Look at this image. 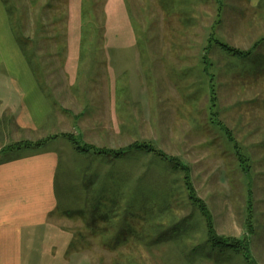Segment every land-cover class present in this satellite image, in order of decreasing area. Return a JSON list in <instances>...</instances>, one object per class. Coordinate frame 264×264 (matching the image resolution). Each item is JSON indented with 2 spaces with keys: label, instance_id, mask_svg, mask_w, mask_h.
I'll return each instance as SVG.
<instances>
[{
  "label": "rangeland",
  "instance_id": "374dc122",
  "mask_svg": "<svg viewBox=\"0 0 264 264\" xmlns=\"http://www.w3.org/2000/svg\"><path fill=\"white\" fill-rule=\"evenodd\" d=\"M98 1L96 14L90 0L6 1L13 30L30 38V64L21 55L16 74L36 78L65 120L45 135L0 130V159L15 142L57 139L44 147L59 155L55 230L27 264H264V1L258 10L249 0ZM76 73L84 92L75 83L73 99L64 80L46 81ZM76 99L88 104L77 121ZM63 133L106 149L151 143L190 179L155 153L77 152ZM186 180L216 234L248 238L251 262L210 245Z\"/></svg>",
  "mask_w": 264,
  "mask_h": 264
},
{
  "label": "crops",
  "instance_id": "0c3cea01",
  "mask_svg": "<svg viewBox=\"0 0 264 264\" xmlns=\"http://www.w3.org/2000/svg\"><path fill=\"white\" fill-rule=\"evenodd\" d=\"M262 1L264 0H249L250 9L258 10ZM18 47L16 32L1 0L0 130L6 132L14 129L28 134L44 132L45 135L46 130L50 131V126L54 124L62 127L64 119L61 113L52 108L48 98L36 84V78L27 73L16 74L15 67L17 63L20 64L19 60L23 55ZM20 67L23 71V67ZM83 77L77 73L72 77L51 75L46 81L64 80L67 96L73 99L69 89L75 88L76 83L77 91L78 82L85 81ZM71 81L73 82L69 83ZM62 86L58 83L52 87L62 91ZM79 91L76 92L77 95ZM110 93L106 91L104 96L107 97L108 110L112 111V101L108 100L112 97ZM73 101L77 106V121L81 115H87L88 104H83L78 99ZM47 143L40 147L1 153L12 155L0 159V264H27L26 259L43 257V237L50 230H55L50 219L58 208L56 177L59 155L54 149L44 148Z\"/></svg>",
  "mask_w": 264,
  "mask_h": 264
},
{
  "label": "trees",
  "instance_id": "16d2710c",
  "mask_svg": "<svg viewBox=\"0 0 264 264\" xmlns=\"http://www.w3.org/2000/svg\"><path fill=\"white\" fill-rule=\"evenodd\" d=\"M7 0H2L6 11L9 15L10 20H12V16L10 15V10L6 4ZM91 1V6H90V10H92L94 12V14H96L97 10H99V1L98 0H90ZM102 13V17L104 16V13ZM22 33L24 34V32L21 31V35H17L16 33V38H17V42L18 45L25 57V59L27 60V62L30 64L29 58L27 56L28 52L26 53V44L29 43L30 38L27 37L26 35H22ZM21 36V37H20ZM23 38H26L25 41H23ZM216 45L221 48L222 50H224L225 52H227L228 54L235 56V57H246L250 54V52L247 50H242L236 47H231L229 45L220 43V42H215ZM25 44V46H24ZM32 57L35 56L34 51L31 53ZM31 66V65H30ZM213 101L211 100L212 104L211 107L214 108L215 107V97H212ZM210 114L212 116H214V118L216 117L217 113L216 111H211L210 110ZM212 120V117L210 118ZM216 121V118H215ZM214 121V122H215ZM216 125H218L221 129H224L227 137H229V140L232 139V134L231 131L226 127H224L223 125H221V123L219 121L215 122ZM62 137H65L66 139H68L71 144L73 145L74 149L77 152L80 153H89V152H95L97 154H105V153H113L114 156H120L122 154H125L127 152H131V151H141L145 154L148 153H155L159 159H163L167 162H169L173 167L174 165L176 167H180L187 175L186 178L190 179V174H189V168L186 167L185 165L182 164V161H180L178 158L175 157H168L166 154H163L158 148L154 147L151 143H147V142H135L131 145H128L127 148L125 149H119V150H115V149H106V148H98L94 145H90V144H81V142L79 141V139L77 137H75L73 134L71 133H63L61 135ZM56 136H52L46 139H40V140H36V141H31V140H24V141H19V142H15L13 144L8 145L5 150H19V149H23V148H33V147H40L42 145H44L45 143H47L48 141L54 139ZM81 144V145H80ZM175 167V168H176ZM186 188L189 192V199L191 200V202H193V204H197L199 210L201 211L202 215L205 217L206 219V226H207V233H208V242L210 243V245L212 247H216V246H221V247H227V248H232L235 252H239L242 253L245 257V259L247 261L249 259V255L247 252V239L246 237L242 238V239H237V238H233V237H226V236H220L218 234H216L215 230H214V226H213V220L212 217L208 211V208L206 206V204L197 197L192 185H189V182L186 180ZM249 208V206H248ZM251 262V261H250Z\"/></svg>",
  "mask_w": 264,
  "mask_h": 264
}]
</instances>
